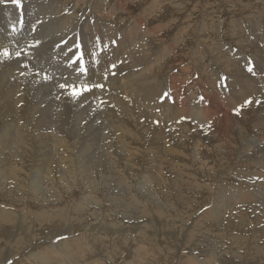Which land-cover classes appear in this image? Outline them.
I'll list each match as a JSON object with an SVG mask.
<instances>
[{
    "label": "bare ground",
    "instance_id": "1",
    "mask_svg": "<svg viewBox=\"0 0 264 264\" xmlns=\"http://www.w3.org/2000/svg\"><path fill=\"white\" fill-rule=\"evenodd\" d=\"M103 1L104 0H74V7L71 8V10L67 13L64 9L69 5L66 3H70L71 0H20V3L22 2L24 4V6L22 5L23 8L20 9L21 11H19L23 13L22 24L19 23L18 18H21V13L19 14L17 5L13 4L11 0H4L3 3H0V15L4 17L3 23L1 22V25L5 26L7 23V26H10L13 30L11 32L15 31L14 34L11 33L13 34L12 36L14 37V39L18 35L17 39L26 37L27 39L29 38L28 40H34L33 43L29 41H27V43L24 42V46L23 44H19L22 45V48L24 47V51L21 50L23 51L22 53L19 50L14 49L13 47L9 48L10 46H4L1 48V46L8 44V42H5L8 38V35L7 37H5V35H3L4 33L0 31V121H3L4 123V126H2V128L0 129V193L2 197L4 198V200L11 199L12 202L17 201L16 196L13 195V191L22 188V185L18 184H21L22 179L25 180V175H18L16 168L12 167L8 175H5L4 179L6 168L7 166L11 167L12 160H17L18 163H21L23 165L25 156L28 152V147L30 145L36 146L37 144H41L42 141H44L45 144H49L45 148V150L48 153L51 162H55L56 164L58 163L60 165L62 170V180L57 181L56 178H54L55 174H53L52 178H47V180L49 179L48 182L43 185L40 194L36 196L41 199L44 197L46 191L53 188L59 192L58 185L53 184V181L57 182L59 185H61V188L65 190L68 188L70 190V188L73 186H75L76 188V184L78 183L72 175L68 173L66 178H64V173L66 170H64L62 163L66 160L63 159L62 155L59 156L57 153L62 147H70V143L68 145L65 144L67 143L65 137L69 138L68 132L72 134V139H75L76 137L84 135L86 133L84 137L86 138L87 143L82 147V151L80 153V157H82L81 161L84 160L85 162H88L87 170L82 171L83 175H85L84 177H82V180H80L82 181L84 193L89 194L90 192L96 190V186H99L97 192L101 194L103 193V190L101 191L102 187H105L106 185V187L109 186V188H112L111 182L113 181V179L116 182L118 180L117 183L124 186V188L126 189L127 193L125 194V197L128 198V200H126L129 202L128 205L123 207L122 209L119 207V204L116 203V201H114L115 203L112 201L111 204L116 207L115 209H117V212L119 211L121 213V211H125V213H127L124 214L122 212L121 214L124 215L123 217L128 216V213L136 212L137 209L140 210V201L146 202L147 200H151L154 202V200H157L159 202L161 200V202L165 201V203H169L170 201L171 205L173 203L171 208H175L174 206H177L178 210L181 209L182 211V208H185L186 210L184 209V211L187 212L188 209L191 211L197 209L195 211H198L207 205L208 209H206L205 212L200 213L199 216H196V213L198 212L194 211L196 219H192V223L190 222V225L188 226H186L183 218H180L181 211H178L179 216H177V219L179 220H177V222H179L180 225L178 223L177 224L179 225L183 233L187 230V234L185 235V237H181L182 232L180 233L181 239L179 238V235H176V228L174 224L172 226L170 225L169 227L172 231L170 233V236H168L167 234V236H164L157 231L147 234L140 230V227L142 228L144 224L140 225L138 223L139 225L136 224V227L133 225V228L136 230L137 234L143 238H141L142 241L146 242L148 245L145 246V244L143 243V246L142 243L140 245L136 243L137 247H143V249H145L143 250L141 248L142 252L140 253H142V255L145 254L146 256L151 258L152 261H156L158 259L156 257L159 254H155L156 250H158L156 249L157 241L155 242V240L164 239L165 237L166 239H168L166 244L174 247V250L177 251V257L179 259L184 258L183 261L178 262L177 264H216V261L217 264H227L224 263L225 258H223V262H221V255L226 253H231L233 259H239V256L234 251H232V246L238 247L239 244H243L242 240L245 238V235L242 233L234 234V232L237 231L236 229L246 231L245 228L250 225H254L253 231H264V211H262L258 215H251L250 222H246L244 216V212L246 211L245 202L249 199L248 194L256 196L255 190L259 189V186H264V150H262V148H260L258 144L259 141L264 139V80H261L258 76H251L249 73H247L245 69H249L243 59L244 54H247L248 56L250 52L255 58L254 61H256V69H258V72L264 73V64L262 60L263 57H261L262 53L264 52V47L260 45V43L264 45V26L260 23L262 20L264 21V8L261 9V11L257 12L255 15L251 16L248 21L245 20L247 18L245 16H239L240 18L238 19L235 18V12L231 14L233 16L228 22V31H225L224 29L223 33L227 35V38L229 40H234L238 43V45L227 47L228 49L223 51V53L219 50L220 45H218L219 41L221 40H219L220 28L217 26V22H212L214 20L213 17L210 18V21L212 23H209L211 24V28L206 26L205 20V22L201 21V23L196 26H193V24H187L185 25L187 26L186 28L183 25L182 31L184 33L181 32V34L183 33L184 35L186 31H189L187 29H190L189 39H193L194 37L196 40V48L192 53H190L186 51L188 45H185V41H182L183 39H180L177 33L174 35L170 42H165L164 40H162L164 39V34H168V32L171 30L170 28L175 26V23H171L169 29L166 28L165 25V29H167L165 31L166 33H164L163 28L155 29L152 27L151 29V24H149V7H145L143 9L141 8L142 11L139 15L137 14V16L134 17L130 16L129 18H122L123 16L120 15V11L128 14V7L126 5H121L119 8L112 6L114 8V11L112 10V12H114L113 19L111 18L113 16L111 15L110 17V13L108 14V12L106 17L103 16L105 18H99L101 16L97 18L95 16L96 21H91L90 17L88 16H84L82 18L78 17V15L81 16L84 13H80L83 10L81 8L82 4L92 5L96 3V8L98 10L104 9L105 11L106 7L103 6ZM156 1L157 0H154L152 3L154 4ZM262 2L264 3V0ZM97 3L101 4L97 5ZM133 3L130 4L133 5ZM182 5L178 6L174 11H176L177 13L184 11L185 6L182 7ZM246 8L248 9L249 7ZM246 8L244 7V9ZM197 9L198 8L196 7V10ZM109 10L111 9L109 8L107 11ZM172 10L173 9H170V11H168L172 14ZM204 10L202 12H204ZM104 11L103 13L106 14ZM128 15H130V13ZM40 19H43V21L37 23V21ZM254 20L257 21V26L254 25ZM111 22H113L115 28L111 27ZM219 25H221L220 22ZM190 26H192V28ZM258 26L262 30L261 34L257 33L258 31H260ZM0 30H2L1 26ZM246 30L248 31V35H246ZM252 30L255 32V34L252 32ZM209 32H211L212 35H210ZM23 33H27L30 36H23ZM208 33L209 35H206ZM213 34H218V37H214ZM76 38H78L77 41H79L82 45L81 51L84 52V59L86 61V67L88 68V74L84 79H86L87 77L90 84H96L99 81V73H97L98 75L95 76V74L93 73L95 71V68H93V66H100V70L109 67L111 64L115 65V67H112L111 71L106 73L109 74L107 78L108 81H105L107 83H104L105 85L103 86V88H93L90 92H86L81 97H77L74 99L69 94L68 89L60 88V84H65L61 83L60 81V78L62 76L59 77V80L49 77L48 74L46 75L40 67L36 66V61L39 62V64L43 61L44 63L49 65V68H52V70L54 69L57 75L59 73L60 75L67 74V76H70L71 78L82 77L83 74L77 73L75 71V67H78L79 65L76 64L75 66H72L69 64V59L71 60L72 56L76 52V49L73 47ZM11 41H13V38ZM182 44L183 46L181 50V56H179L178 54V56L176 57L177 52H179L178 48ZM203 46L205 47L206 53L199 55L200 49ZM234 47H236L235 49L237 50H235ZM5 49L8 52L7 56L4 55ZM69 49H71L72 51L69 52ZM170 51L172 53L171 57L168 55ZM17 52L20 53L19 56L16 55ZM93 53H95V56L92 55ZM188 53H190V55ZM29 55L33 57H30V61L24 58V56L27 58L29 57ZM238 56H240L239 60L245 65V68L240 64L239 60H235V58H237ZM185 57L189 58V62L195 63L196 67L199 70L198 80H202L203 84L200 83L201 81H199V84H197L202 85L203 88H205V85H207L205 98L208 100L209 104L204 99L203 100L206 101L205 103L203 101L202 103L197 102L195 100V93H191L188 96H184L186 93H183L184 95L178 97V102H176L175 100L178 95H173L174 98L171 99V102L170 98L172 96L168 95L167 92V90L169 89H167V87H164L163 84L165 83L164 72H166V69H171L173 65L181 63L183 58ZM96 58H99V60L96 61ZM200 62H203L207 66L217 64L222 69V71H225V75L228 74L230 78H228L226 75L227 78H224L223 82L221 81V79L219 81V78H222L223 73H204L202 71ZM41 64L43 65V63ZM195 64H193V66ZM248 65H250V63H248ZM44 66L46 67L45 64ZM184 68H190L188 65V61L187 64L184 65ZM191 69H193V67H191ZM214 69L216 70L217 68ZM208 70L211 69L208 68ZM210 72L213 71H209V73ZM174 76L172 74L171 78H174ZM193 76L194 75H192V77ZM196 77L197 76H195V78ZM167 81H169V79ZM192 81L194 80L192 79ZM192 81L190 83H192ZM216 81L219 84V93L218 90L216 92L217 87H214ZM179 82L178 84H180ZM106 84H108V86H106ZM69 85H72V83ZM192 85L190 84V86ZM171 87H173V85ZM195 87H197V85ZM198 87L201 90V87ZM176 90L177 89H175V91ZM185 90L187 92L188 89L185 88ZM217 93L220 94V97ZM257 93L259 96L254 97L252 101L247 106L240 109V113L237 114V110L234 109L236 108L235 105L238 102L242 101L246 96ZM121 94H124L126 96V99L129 101L125 100V98L123 99ZM196 94L199 93L196 92ZM201 95L202 94L200 93V96ZM169 96L171 97L169 98ZM90 100H92V102H90ZM183 116L191 117L193 126L190 125V123H188L187 121L183 120ZM140 119H143V121H140ZM84 121L85 124L83 125L82 122ZM179 121L181 122L178 123ZM198 121L201 125L210 122L209 127L204 129V132L202 130H199ZM10 122L15 123L10 124ZM191 128H193L192 132L190 131ZM47 129L49 130L46 131ZM248 130L252 131V134L248 135ZM179 134H181V138L176 137ZM213 139H215L214 141H216L215 145H212L213 141H207ZM93 140H96L95 143L97 142V144H101L100 153L91 150L86 154L85 150L88 148L87 144ZM217 141L219 144H217ZM167 142H172L170 147L166 146ZM202 143L210 145V147L207 145L200 148V153L202 155L210 157L209 161L206 160V164H199L198 156L194 155L195 152L193 153V151H191L192 148H194L196 145ZM147 145L149 146L150 150H143L142 147H147ZM183 151L188 152L189 157L193 163V167L195 169H198V171L202 174L201 178L208 183L207 185L201 186L202 184H199V182L197 183L188 180L189 174L184 172L185 167L183 166L181 159L180 162L176 159L179 158L176 155L179 154L181 156ZM156 152L158 153L159 157L163 158L164 160H169L166 166L168 172H164L163 179H154V185L156 186V188H154L153 190H149V188L143 189L147 186V182H144L147 180H144V174L141 173L143 171V169L142 171L140 170L141 162L146 161L147 153L149 156L148 159H150L152 157V153ZM42 154V152L36 153V162L41 160L40 156ZM121 154L122 156H120ZM261 155L262 158L257 159ZM78 158V156H74L73 154H71L69 157V161L67 162L68 164L66 169L76 170V172L79 173L85 165H83L82 162H79ZM245 161L248 162V169L252 170L254 173H246L244 167L247 166V162ZM252 161H254L253 164H251ZM36 162L34 167H37ZM236 163L239 166L236 165ZM194 174L196 175L195 172ZM123 176L125 177L120 178ZM236 177H238V179H236ZM251 177H254L256 181V184H250L252 188L247 186V184H243L241 182L242 180L252 181ZM40 178L42 180L43 175ZM136 180H138L139 183H144L143 187L142 184L138 186L137 189H139V193L135 191L136 184L134 183ZM150 180L151 178L149 179L148 184ZM233 181H235L234 185H230L228 187L227 183H232ZM15 185L18 186L15 187ZM189 187L191 188L190 191ZM233 187L237 188V191H240V194L231 191L230 189H232ZM106 190H108V188ZM185 192L187 194H185ZM35 193H38V189H36ZM119 193H121V191ZM91 194L89 196L90 199H95L97 195L95 194L96 196H94L93 194ZM135 196L137 197V199ZM207 197L208 200L206 202L205 200L207 199ZM148 204L153 205L152 203ZM153 207L156 208L155 206ZM79 208L81 210V207ZM146 208L147 206L144 209L146 210ZM7 209L8 208L5 207L4 209H2L0 204V236L5 235V233L7 234V236H9V230H7V228L4 229L5 224L6 226L12 225L10 231L13 232V229H15L14 232L10 235L11 238H8L9 240L7 239L8 241H6L5 239H2L0 241V264H2L8 258L9 253L13 248L12 245L21 244L22 238L20 234L22 232L23 235L28 238L30 245L35 246L31 244L34 242V238H36L35 231L34 234H32L31 231L33 225L35 227L37 224L41 223L40 225H43L42 223H47L50 224L48 228L50 230H53V225L51 226V223H54L52 217L55 216V214L47 213V210H44L45 213L38 212L34 220L31 217L33 221L29 222V226L25 229H21V227H24L23 224H18L16 226L17 220L21 218H19V214L15 213L14 215L12 212L7 211ZM75 210V212H77L79 209L75 208ZM93 211L95 212V208L93 209ZM147 212H150V210H148ZM110 213L112 212H109V214ZM78 214L80 213L78 212ZM115 214L117 215L116 212ZM86 218L88 217H84V220ZM97 218L95 217V220ZM131 218L128 219V221L131 220ZM57 219L58 218L56 217L55 220L57 221ZM64 219H66V217ZM152 219L153 218H150V220ZM156 219L158 220V218ZM21 220L23 219L21 218ZM221 225L227 227V229L216 230V227H221ZM91 226H89V228ZM115 227L116 226H114V228ZM103 229L105 230V228ZM106 229L108 231H111V233L114 232L110 228ZM91 231L92 229L90 230V232ZM119 231H121V229ZM80 233L88 238L90 234H92L93 237L94 232L89 234L88 229H82ZM122 234L124 233L122 232ZM28 235L31 236L28 237ZM108 235L111 234L108 233ZM213 235L214 238H212ZM255 235L263 234L260 233ZM198 236H202L203 238L209 237L213 240H217L218 238H220L222 239V243H219L218 247L216 248L213 245L214 242L209 241V244H212V246L209 245L211 249H209L208 247V250L205 253L203 252L202 254L203 249L200 248L195 240L200 239L198 238ZM101 237H104V235ZM169 237L175 238L171 239L170 241ZM224 237L226 240L231 239L232 244L227 245L228 250L223 249L222 247V245L227 244V242L223 239ZM105 238L106 237H104V239ZM106 240H108V238L105 239V241H102L106 243ZM114 241L116 242V240ZM84 242L89 245L91 244L90 242L87 243V241ZM122 242H119V244H122ZM215 243H217V241ZM49 244H51V241ZM119 244L116 247H119ZM91 246L93 247L92 244ZM26 247L28 248V246ZM149 247H154L155 252L149 253V251L146 250V248ZM152 249L153 248H151V251ZM193 250H198L197 252L200 253V255L197 256L192 254L191 252H193ZM256 250L258 251V254L254 255L252 253H249V256L252 257L255 264H263L264 246L258 245L256 246ZM70 251L66 247H61L60 250H57L55 245H47V248L46 246H44L41 250H35L34 252L29 253V255L25 258L26 260H28V263L29 261H31L32 264H39V262H41L42 264H64L65 259L66 263L67 260H69V262L71 261L70 256L72 255ZM146 251L149 253V255L146 254ZM167 252L166 255L168 254ZM118 253L116 251L117 255ZM180 253H183V255H181ZM163 255H165V253H163ZM108 256L110 255L108 254ZM93 257L96 258L95 256ZM90 258L91 257H89V259ZM111 260L112 259H110V261ZM160 260L165 261V258L163 257V259ZM171 261H174V259ZM250 261L252 260H250L249 257L245 256L244 264H250ZM91 262H93V260ZM121 262L124 263L123 260H121ZM141 262L142 261L139 260L136 264H140ZM144 262L141 264H144ZM171 263L172 262H170L169 264ZM132 264L135 263L132 262Z\"/></svg>",
    "mask_w": 264,
    "mask_h": 264
},
{
    "label": "rangeland",
    "instance_id": "2",
    "mask_svg": "<svg viewBox=\"0 0 264 264\" xmlns=\"http://www.w3.org/2000/svg\"><path fill=\"white\" fill-rule=\"evenodd\" d=\"M128 1V2H127ZM154 0H104L102 3H103V6H105L106 8H105V11H104V9H102V10H98L97 8H96V3L95 4H92V5H86V4H82V6H81V8L83 9L80 13H82V12H84L81 16L80 15H78V17H84V16H88V17H90V20L91 21H96V19H95V16L98 18L99 16H101V17H99V18H105L106 17V15H107V12H108V14L110 13V17H111V15L113 16V17H111L112 19L114 18V12H112V10L114 9L113 7H120L121 5H126L128 8H127V12H128V14L130 13V15H128L127 13H125V12H123V11H120V15L121 16H123L122 18H129L130 16L131 17H134V16H137V14L139 15L140 14V12L142 11V9L143 8H150V12H149V10H148V12L150 13L149 14V16H150V21H149V24H151L150 26H151V29H152V27L153 28H155V29H161V28H163L164 29V33H166L165 31L167 30V29H165V25H166V28H170V24L172 23V24H174L175 23V26H173L172 28H170L171 30L168 32V34L166 33V34H164V39H162V40H164L165 42L167 41H171L172 40V38L174 37V35L177 33L178 34V37L180 38V39H183L182 41H185L184 43H185V45H188V48L186 49V51H188V52H190V53H192L193 52V50H195V48H196V40H195V38L193 37V39H189L190 38V29H187V30H189V31H186L185 32V34L183 35V31H182V27H183V25L185 26V25H187V24H193V26H196V25H198V24H200L201 23V21H206V26H208L209 28H211V24H209V23H212V22H217L216 24H217V26L220 28V30H219V44L218 45H220V48H219V50L223 53V51H225V50H227L228 48L227 47H229V46H233V45H238V43L237 42H235L234 40H229L228 38H227V35L226 34H224L223 33V30L225 29V31H228V27H227V25H228V22L230 21V19L232 18V16L233 15H231V14H233V12H235L236 13V16H235V18H240L241 16H245V17H247L245 20L246 21H248V19L249 18H251V16H253V15H255L257 12H259V11H261V9H263L264 7V3L262 2L263 0H157L154 4L152 3ZM161 1V2H160ZM200 1V2H199ZM125 4H124V3ZM134 2V3H133ZM74 0H71V2L70 3H66V4H69L68 5V7L67 8H65L64 10L68 13L70 10H71V8H73L74 7ZM128 3V4H127ZM130 3H133V5L132 4H130ZM168 5H167V4ZM197 3V4H196ZM98 4H101V3H97V5ZM139 4V5H138ZM142 4V5H141ZM157 4V5H156ZM178 4V5H177ZM182 4H184V5H182ZM22 5L24 6V4L21 2L20 3V8L19 7H17V10H18V12L19 11H21L20 9H22L23 7H22ZM94 5V6H93ZM162 5H163V7H162ZM166 5V6H165ZM171 5V6H170ZM182 5V7H184L185 6V9H184V11H182V12H180V13H177L176 11H174V10H176L177 9V7L178 6H181ZM205 5H207V6H205ZM113 6V7H112ZM201 6V7H200ZM95 7V8H94ZM112 7V8H111ZM162 7V8H161ZM164 7H165V9H164ZM188 7V8H187ZM196 7L198 8L197 10H196ZM243 7V8H242ZM244 7L246 8V7H249L248 9L246 8V9H244ZM111 9V10H109V11H107L108 9ZM139 8V9H138ZM142 8V9H141ZM167 8V9H166ZM196 10H194V9ZM129 9V10H128ZM170 9H173L172 10V14L169 12L170 11ZM205 9V10H204ZM244 9V10H243ZM253 9V10H252ZM90 10V11H89ZM164 10V11H163ZM169 10V11H168ZM204 10V12H202ZM103 11L106 13V14H104L103 13ZM114 11V10H113ZM189 11H190V13H189ZM195 11V12H194ZM238 11V12H237ZM252 11V12H251ZM96 12V13H95ZM99 12V13H98ZM188 12V13H187ZM201 12V13H200ZM240 12V13H239ZM21 13V14H20ZM203 13V14H202ZM251 13V14H250ZM19 14L21 15V18H18L19 19V23L20 24H22L23 23V13L22 12H19ZM94 14V15H93ZM99 14H101V15H99ZM186 14V15H185ZM190 15V16H188V15ZM192 14V15H191ZM216 14V15H215ZM248 16H247V15ZM98 15V16H97ZM196 15V16H195ZM205 15V16H204ZM94 16V17H93ZM103 16H105V17H103ZM229 16V17H228ZM240 16V17H239ZM158 17V18H157ZM196 17V18H195ZM203 17V18H202ZM207 17V18H206ZM214 18V20L211 22L210 21V18ZM2 18V19H1ZM194 18H195V20H194ZM199 18V19H198ZM205 18V19H204ZM216 18V19H215ZM3 20H4V17L2 16V15H0V26H1V29L2 30H0V31H2L3 33V35H5V37H7V35H8V38H7V40L5 41L6 43L8 42V44H6V45H3V46H1V48L2 47H4V46H10L9 48H14V49H16V50H19L21 53L24 51L23 50V48H22V45H19V44H23V46H24V44L25 43H27V41H29V42H32L33 43V39H31V40H28L26 37L25 38H18L17 39V36H16V38L14 39V37L12 36L13 34H14V32H11V31H13L12 30V28L10 27V26H7V23H6V25L5 26H2L1 24L3 23ZM152 20V21H151ZM190 20V21H189ZM198 20V21H197ZM22 21V22H21ZM43 21V19H40V20H38L37 21V23H39V22H42ZM174 21H177V22H174ZM204 21V22H205ZM220 22V24L221 25H219V22ZM222 21V22H221ZM224 21V22H223ZM250 21V20H249ZM2 22V23H1ZM196 22V23H195ZM226 22V23H225ZM120 23H122V22H120ZM253 23H254V25L255 26H257L258 24H257V21L256 20H254L253 21ZM263 26H264V21L262 20L261 22H260ZM156 24H158V25H156ZM182 24V25H181ZM110 25H111V27L112 28H115V26H114V24H113V22H111L110 23ZM247 25V24H246ZM156 26H158V27H156ZM162 26H164V27H162ZM223 26H225V27H223ZM2 27H5V28H2ZM181 27V28H180ZM186 28H187V26H185ZM191 28H192V26H190ZM227 27V28H226ZM179 28H180V30H179ZM258 28L260 29V31H258L257 33H259V34H261V32H262V30H261V28L258 26ZM180 31V32H179ZM192 31V30H191ZM8 32H10V33H8ZM179 32V33H178ZM181 32H183L182 34H181ZM246 32H247V34L246 35H248V31L246 30ZM252 32L255 34V32L252 30ZM6 33V34H5ZM11 33H13V34H11ZM210 33V35H212V33L211 32H209ZM209 33L208 34H206V35H209ZM181 36H180V35ZM222 34V35H221ZM30 36L29 34H27V33H23V36ZM223 35H226V36H223ZM11 36V37H10ZM213 36L214 37H218V34H213ZM223 37V38H222ZM12 38H13V41H11L12 40ZM10 39V40H9ZM77 39L78 38H76V41H75V43L77 42ZM16 40H17V42H16ZM21 41V42H19V41ZM26 40V41H25ZM14 44H12V43ZM25 42V43H24ZM163 42V41H162ZM232 42H234V43H232ZM17 43V44H16ZM183 43V44H184ZM236 43V44H235ZM11 44V45H10ZM183 44L182 45H180L179 46V48H178V51L179 52H177V54H176V57L178 56V54H179V56H181V50H182V46H183ZM232 44V45H231ZM184 45V46H185ZM260 45L262 46V47H264V45L263 44H261L260 43ZM15 46V47H14ZM20 48H19V47ZM261 46H259V47H261ZM180 47H181V49H180ZM191 47V48H190ZM0 48V49H1ZM22 48V49H21ZM236 47H234V49H235ZM110 49V48H109ZM21 50H23V51H21ZM233 50V49H232ZM235 50H237V49H235ZM234 50V51H235ZM77 51V50H76ZM233 52V51H232ZM26 53V52H25ZM190 53H188L189 55H190ZM204 53H206V51H205V47L203 46L201 49H200V53H199V55L200 54H204ZM27 54V53H26ZM168 55L171 57V55H172V53H171V51L168 53ZM30 57L31 58H33L31 55H29V57H25L24 56V58L26 59V60H29L30 61ZM71 57V56H70ZM200 57V56H199ZM239 57V58H238ZM237 58H235V60H239L240 59V56H238ZM247 57V58H246ZM261 57H263V64H264V52L262 53V55H261ZM252 58V59H251ZM231 59V58H230ZM234 59V58H233ZM243 59H244V61H245V64L247 65V67H248V69H251V71H249V70H247V69H245V71L247 72V73H249L251 76H258L261 80H264V73H260V72H258V69H256V64H255V62L256 61H254L255 60V58L253 57V55L249 52V55L247 56V54H244V56H243ZM248 59V60H247ZM97 60H99V58H96V61ZM36 61V60H35ZM70 59H69V64H70ZM187 61H188V65H189V67L190 68H184V65H186L187 64ZM240 61V60H239ZM246 62H248V63H250V65H248V63H246ZM41 63H43V65L41 64ZM40 64H39V62H37L36 61V66L37 67H40L44 72H45V74L47 75L48 74V76L49 77H52L53 79H56V80H59V77H61L60 78V81H61V83H65V84H71L72 83V85L73 86H76V85H82V84H84V83H87L88 82V84H90L89 83V81H88V78L86 77V79H84L85 78V76L86 75H84L83 74V76L82 77H75V78H71L70 76H67V74H64V75H60L59 73H58V75H57V73H56V71L53 69L52 70V68H49L48 66L49 65H47L46 63H44L43 61L41 62ZM191 62H189V58L188 57H185V58H183V60H182V62L181 63H179V64H176V65H173L172 66V68L171 69H166V72H164V81H165V83H163L164 84V87H167V89H169V90H167V92H168V95H171V96H169V98H170V100L172 99V98H174L173 97V95H178L177 97H176V102H178V97H180V96H182V95H184L183 93H186L184 96H188L189 94H191V93H195L194 95H195V100L197 101V102H201L202 103V101L205 103L206 101H207V103L209 104V102H208V100L205 98L206 96H205V92H206V87H207V85H205V88H203V86L202 85H198L199 83V81H201L200 83H202L203 81L202 80H198V73H199V70H198V68L196 67V64L195 63H191ZM44 64L46 65V67L44 66ZM193 64H195L194 66H193ZM200 64H201V67H202V71L204 72V73H208V74H222V78H219V81H220V79H221V81L223 82V79L225 78H230L229 76H228V74H226L227 75V77H226V75H225V71H222V69L216 64H213V65H206V64H204L203 62H200ZM240 64L241 65H243V67L245 68V65L240 61ZM39 65V66H38ZM110 65V64H109ZM204 65V66H203ZM44 68H43V67ZM249 66H251V67H249ZM97 67V68H96ZM99 67V68H98ZM191 67H193V69H191ZM195 67V68H194ZM206 67V68H205ZM217 68L216 70L214 69V68ZM246 67V68H247ZM93 68H95L94 70V74H95V76H97L98 74L97 73H99V75H98V78H99V81L97 82L98 84H103V86L105 85L104 83H107V82H105V81H108L107 80V78H108V75L109 74H106L107 72H110L111 71V68H112V64L109 66V67H107V68H103V69H101L102 70V73H101V70H100V66H93ZM208 68L209 69H211V70H208ZM213 68V69H212ZM185 71H184V70ZM187 69H188V71H187ZM196 69V70H195ZM206 69V70H205ZM41 70V71H42ZM99 70V71H98ZM52 71H54L55 72V74H54V72H52ZM105 73H104V72ZM197 73H196V72ZM207 71V72H206ZM209 71H213V72H210L209 73ZM215 71H217V72H215ZM172 73L173 74V76H174V78H171V76H172V74H170V73ZM215 72V73H214ZM101 73V74H100ZM104 73V74H103ZM255 73V74H254ZM257 73V74H256ZM103 74V75H102ZM107 76H106V75ZM55 75H56V78H55ZM66 75V76H65ZM191 75V76H190ZM192 75H194L193 77H192ZM57 76H58V78H57ZM66 78H65V77ZM105 76V77H104ZM111 76V75H110ZM195 76H197L196 78H195ZM225 76V77H224ZM170 77V78H169ZM190 77V78H189ZM64 80H63V79ZM194 80V81H192V79ZM68 79V80H67ZM84 79V80H83ZM104 79V80H103ZM169 79V81H167ZM186 79H187V81H186ZM189 79V80H188ZM195 79H196V81H195ZM66 80V81H65ZM83 80V81H82ZM86 80H87V82H86ZM184 80V81H183ZM70 81V82H69ZM102 81V82H101ZM179 81H181V82H179ZM189 81V82H188ZM192 81V83H190ZM76 82V83H75ZM170 82V83H169ZM178 82L180 83V84H178ZM183 82V83H182ZM186 84H185V83ZM174 83V84H173ZM195 85H194V84ZM198 83V84H197ZM169 84V85H168ZM177 84H178V86H177ZM183 84V85H182ZM185 84V85H184ZM187 84H189V85H187ZM190 84L192 85V86H190ZM203 84V83H202ZM217 84V85H216ZM91 85V84H90ZM173 85V87H171ZM182 85V86H181ZM197 85V87H195ZM224 85V84H223ZM106 86H108V84H106ZM175 86H177V87H175ZM189 86V87H188ZM198 86H200L201 87V90H200V88L198 87ZM181 87H183V88H180ZM187 88L188 90H187V92H186V90H185V88ZM214 87H217V89H216V92H217V90H218V87H219V84L217 83V81H216V83H215V86ZM190 88V89H189ZM194 90H193V89ZM196 88H198V89H196ZM175 89H177L176 91H175ZM193 91H192V90ZM180 90V91H179ZM170 91V92H169ZM200 91V92H199ZM177 92V93H176ZM190 92V93H189ZM196 92L197 93H199V94H196ZM180 95H179V94ZM200 93L202 94L201 96H200ZM218 93H219V90H218ZM217 93V94H218ZM198 96V98H197V96ZM204 95V96H203ZM121 96H122V98L124 99L125 98V100H127L126 99V96L124 95V94H121ZM125 96V97H124ZM218 96L220 97V94H218ZM256 96H259L258 95V93L257 94H253V95H248V96H246L242 101H240V102H238L236 105H235V107L236 108H234L235 110H237L236 111V113L238 114V113H240V109H242V108H244L245 106H247L249 103H247V104H245V102L244 101H252V99L254 98V97H256ZM202 98V99H201ZM206 100V101H204V100ZM246 99V100H245ZM127 101H129V100H127ZM90 102H92V100H90ZM171 102H172V100H171ZM244 102V103H243ZM206 103V104H207ZM21 104V103H20ZM95 105H97V104H95ZM240 107V108H239ZM239 108V109H238ZM240 115V114H239ZM183 118V120H185V121H187L188 123H190V125H192V121H191V117H182ZM182 120V121H183ZM140 121H143V119H140ZM190 121V122H189ZM181 121H179L178 123H180ZM15 122H10V124H14ZM155 123H157V122H155ZM82 124L84 125L85 124V121L84 122H82ZM209 124H210V122H208V123H205V124H203V125H201L200 124V122L198 121V129L199 130H204V129H206V128H208L209 127ZM2 126H4V123H3V121H0V129L2 128ZM193 126V125H192ZM169 128V127H168ZM168 128H166V129H168ZM36 129V128H35ZM180 129V128H179ZM49 129H47L46 131H48ZM191 132L193 131V128H191V130H190ZM204 132V131H203ZM252 131H250V130H248V135L249 134H252L251 133ZM86 134V133H85ZM84 134V135H85ZM84 135H81V136H78V137H76L75 139H72L71 137H72V134H70V132H68V136H69V138H67V137H65V140H67V143H65L66 145H68L69 143H70V147H62L61 149H59L60 151L57 153L59 156H61L62 155V157H63V159H65L66 161H64L63 163H62V166H63V168H64V170H66L65 171V173H64V178H66V176L68 175V173L70 174V175H72L75 179H76V181H77V183L78 184H76V188H75V186H73V187H71L70 188V190H69V188L68 189H66V190H68V191H66L65 189H63V188H61V185H59L57 182H55V181H53L52 183L53 184H56V185H58V187H59V192L56 190V189H50V190H48V191H46L45 192V194H44V197L43 198H38V196H36V195H38V194H40V192H41V190H42V188H43V185L45 184V183H47L48 182V180H47V178H52L53 177V174H55L54 175V178H56V180L57 181H60V180H62V176H61V172H62V170H61V167H60V165L57 163H55V162H51V160H50V158H49V156H48V153L46 152V150H45V148L49 145V144H45L44 143V141H42V143L41 144H37L36 146H32V145H30L29 147H28V152H27V154H26V156H25V160H24V164L22 165L21 163H18V161L17 160H12V163H11V167H9V166H7V168H6V171H5V174H4V179H5V175H8V173H9V171H10V169L12 168V167H15L16 168V170H17V173H18V175L19 174H24L25 175V180H21V184H18V185H22V188L21 189H19V190H16V191H13L14 192V194L13 195H15L16 196V202H12L11 201V199L10 200H4V198L2 197V195H1V193H0V198H1V200H0V204H1V208L2 209H4V207L5 208H8L7 209V211H10V212H12L14 215H15V213H18L19 214V218L21 217L23 220H21V218L20 219H18L17 220V222H16V226L19 224V225H21V224H23V226L24 227H21V229L22 228H27L28 226H29V222H31V221H33L34 220V218L37 216V214H38V212H42V213H45V211L47 210V213H52V214H55V216L54 217H52V219H53V224L51 223V226L53 227L52 229L53 230H50L48 227H49V225L50 224H47V223H42L43 225H40V224H37L35 227H34V225H33V227L34 228H36V229H34L33 227H32V229H31V231H32V234H34V231H35V237L36 238H34V242L33 243H31L32 245H35V246H31L30 245V242H29V240H28V238L25 236V235H23V232L20 234V236H21V238L23 239H21V244L19 245V244H16V245H12V249H11V251H10V253H9V256H8V258L2 263V264H32V262L31 261H29V263H28V260H26V258L25 257H27L28 255H29V253H31V252H34L35 250H38V249H42V247H44V246H46V248H47V245L49 246V245H55V247H56V249L57 250H60L61 249V247H66L70 252H71V255L72 256H70L71 258V261L69 262V260H67V263H69V264H92L94 261V263L93 264H104L105 262V264H122L123 262H121V260H123L124 261V263L123 264H132V262H134L135 264L136 263H138V261L140 260V261H142L141 263H143L144 261V264H146V263H148V264H169L170 262H172L171 264H177L178 262H181V261H183V259L184 258H182V259H179L178 257H177V251H175L174 250V247H171L170 245H168V244H166L167 243V240L168 239H166L165 237H164V239H156L155 240V242L157 243V245L158 244H160V245H158V247H157V245H156V243H155V245H156V249H158V250H156V252L154 251V247H149L150 248V250H149V248H146V250L147 251H149V253H151V252H155V254L157 255V254H159V255H157V257L156 258H158L156 261L154 260V261H152V259L151 258H149L148 256H146L145 254H143L142 255V253H140V252H142V249H143V247H137V245H136V243H138L139 245L142 243V245H143V243L145 244V246H148L147 245V243L146 242H143L142 241V237L140 236V235H138L137 234V232H136V230L133 228V225L136 227V224H144L143 226H142V228L140 227V230L142 231V232H145V233H147V234H150V233H152V232H159V233H161V234H163L164 236H170V233L172 232L171 230H170V225L172 226L173 224H174V226H175V230H176V235H179V238L181 239V237L182 236H184L185 237V235L187 234V230H186V232L184 231V233L181 231V229H180V227H179V225H180V223L179 222H177V220H179V219H177V216H179L178 215V211H181V209L180 210H178V207L177 206H174L175 208H171L172 207V205H173V203H172V205H171V203H170V201H169V203H165V201H162L161 202V200L158 202L157 200H154V202L153 201H151V200H147L146 202L145 201H140V210L139 209H137V211L136 212H131V213H128V216H125V217H123L124 215L123 214H121L123 211H121V213L119 212H117V209H115L116 207H114L113 206V204H111L112 203V201L114 202V201H116V203H118L119 204V207L122 209L123 207H125V206H127L128 205V202L129 201H127L128 200V198L127 197H125V194L127 193V191H126V189L124 188V186H122V185H120V184H118L117 182H118V180H117V182L113 179V181L111 182V185H112V188H109V186H107L106 187V185H105V187H102L101 188V191L103 192V193H98L97 192V189L99 188V186H96V190H94V191H92V192H90L89 194L88 193H84V189H83V187H82V181H80V180H82V177H84V175H83V173H82V171L83 170H87V167H88V162H85L84 160L83 161H81L82 160V157H80V153H81V151H82V147L84 146V145H86V138L84 137ZM180 135L181 134H179L178 136H176V137H180ZM113 137H114V135H113ZM165 137H167V136H165ZM181 138V137H180ZM215 139H213V140H207V141H213V143H212V145H215L216 144V141H214ZM95 141L96 140H93V141H91V142H89L88 144H87V146H88V148L85 150V153L87 154V153H89L91 150H94V151H96V152H99L100 153V145L101 144H97V142L95 143ZM262 142H264V139H262L261 141H259V147L260 148H262V150H264V143H262ZM172 144V142H167L166 143V146L167 147H170V145ZM217 144H219L218 143V141H217ZM209 147H210V145L209 144H207ZM206 145V143H202V144H198V145H196L195 147L194 146H192V147H194V148H192V150L191 151H193V153H194V155H197L198 156V159H199V164H206V160H210V157H206V156H204V155H202L201 153H200V148H202V147H204V146H207ZM137 148H138V146H137ZM142 149L143 150H145V151H147V149L148 150H150L149 149V146L147 145V147H142ZM196 149V150H195ZM195 150V151H194ZM191 151H190V153H191ZM38 152H42L43 154L40 156V161H37L36 162V160H35V156H36V153H38ZM199 152V153H198ZM71 154H73L74 156H78L79 158H78V160H79V162H82L83 163V165H85L84 166V168L82 169V170H80V172L79 173H77L76 172V170H71V169H69V170H67L66 169V167H67V162L69 161V157H70V155ZM183 155V156H182ZM182 155L180 156L179 154L178 155H176V156H178L179 158H176L179 162H180V159H181V161H182V164H183V166L185 167V170H184V172L185 173H187V174H189V176H188V180L189 181H194V182H199V184H202L201 186H203V185H207L208 183L206 182V181H204L202 178H201V173L198 171V169H195L194 167H193V163H192V161H191V159H190V157H189V154H188V152H185V151H183L182 152ZM120 156H122V154L120 155ZM148 153H147V158H146V161H143V162H141V168H140V170L142 171V169H143V171L141 172L142 174H144V180H147V181H144L146 184H147V188L145 187V188H143V189H148L149 188V190H153L154 188H156V186L154 185V179L155 178H160V179H163V177H164V172L165 173H167L168 172V169H166V166H167V164H168V161L169 160H164L163 158H161V157H159L158 156V153L156 152V153H152V157L150 158V159H148ZM159 158V159H158ZM260 158H262V155L261 156H259L257 159H260ZM48 159V160H47ZM256 159V160H257ZM201 160V161H200ZM35 162H36V165H37V167H34V165H35ZM245 162H247V161H245ZM253 162L254 161H252L251 162V164H253ZM50 165H53V166H50ZM236 165H238L237 163H236ZM50 166V167H49ZM239 166V165H238ZM169 167H171V166H169ZM165 170V171H164ZM244 170L246 171V173L247 174H251V173H254L252 170H250V169H248V162H247V166L246 167H244ZM196 173V175L194 174V172ZM194 175H193V174ZM200 174V175H199ZM217 174V173H216ZM43 175V178H44V180H43V178H42V180H41V176ZM193 176H194V178H193ZM114 177V176H113ZM125 176H123V177H120V178H124ZM151 178V180H150V182H149V184H148V181H149V179ZM252 178V181H248V180H240L243 184H247V186H249V187H251L250 186V184H256L255 182V179H254V177H251ZM236 179H238V177H236ZM47 180V181H46ZM53 180V179H52ZM46 181V182H45ZM140 181V180H139ZM164 181V180H163ZM116 182V183H115ZM201 182V183H200ZM234 182L235 181H233L232 183H227V186L229 187L230 185H234ZM245 182V183H244ZM248 182V183H247ZM120 183V182H119ZM115 184V185H114ZM134 184H136V186H135V191L137 192V193H139V189H137L138 188V186H140L141 184H142V182L141 183H139L138 182V180H136L135 181V183ZM249 184V185H248ZM18 185H15V187H17ZM143 185H144V183L142 184V187H143ZM150 186V187H149ZM14 187V188H15ZM118 187V188H117ZM75 188V189H74ZM108 188V190H106V189ZM203 188V187H202ZM252 188V187H251ZM36 189H38V193H35V191H36ZM118 189V190H117ZM125 189V190H124ZM190 187H189V191H190ZM231 191H234L235 193H238V194H240L239 192L240 191H237V188H232V189H230ZM72 191V192H71ZM106 191V192H105ZM113 192V193H111V192ZM121 191V193L123 194H121V193H119ZM94 192H96V193H94ZM93 194L94 196H96L95 197V199H90V194ZM108 193H110V194H108ZM91 194V195H92ZM96 194V195H95ZM103 194V195H102ZM118 194H120V195H118ZM185 194H187L186 192H185ZM255 194H256V196H254V195H252V194H248V196H249V199L245 202V209H246V211L244 212V216H245V219H246V222H250V220H251V218H250V216L251 215H258V214H260L262 211H264V186L262 185V186H259V189H257V190H255ZM111 195V196H110ZM113 195V196H112ZM110 198H109V197ZM120 198H119V197ZM209 196V195H208ZM111 197H113V198H111ZM136 197V196H135ZM88 198V199H87ZM121 198H122V200H121ZM87 201H86V200ZM115 199V200H114ZM118 201H117V200ZM127 199V200H126ZM136 199H137V197H136ZM45 200V201H44ZM93 200H95V201H93ZM207 200H208V197H207V199L205 200L206 202H207ZM124 201H126V202H123ZM86 202V203H85ZM93 202H95V203H93ZM98 202H100V203H98ZM102 202H104V203H102ZM182 202V201H181ZM184 202V201H183ZM101 203H102V205H101ZM115 203V202H114ZM127 203V204H126ZM146 203V204H145ZM148 203H152L153 205H149ZM158 203V204H157ZM160 203H161V205H160ZM165 203V204H164ZM93 204H96V205H93ZM99 204V205H98ZM111 206H110V205ZM120 204H122V205H120ZM142 204V205H141ZM155 204H157V205H159V206H157V205H155ZM166 204H168V205H166ZM171 206H170V205ZM5 205V206H4ZM91 205H92V207H91ZM104 205H105V207H104ZM144 205V206H143ZM147 206V208H146V210L144 209L146 206ZM100 206H101V208H100ZM108 206V207H107ZM141 206H142V208H141ZM153 206H155L156 208H154ZM162 206V207H161ZM77 208V209H79L77 212H75L76 210H75V208ZM79 207H81V210H80V208ZM88 207H89V209H88ZM91 207V208H90ZM97 207V208H96ZM99 207V208H98ZM153 207V208H152ZM166 207V208H165ZM47 208V209H46ZM95 208V212L93 211V209ZM105 208H107V209H105ZM151 208V209H150ZM86 209V210H85ZM102 209H104V210H102ZM111 209V210H110ZM143 209V210H142ZM155 209V210H154ZM184 209L185 208H182V211H181V216H180V218H183V220L185 221V224H186V226H188V225H190V222L192 223V221L193 220H195L196 219V216L198 215L199 216V214L200 213H202V212H205L206 211V209H208L207 208V205L206 206H204L203 208H201L200 210H198V211H195V210H197V209H195V210H193V211H191V210H189L188 209V212L187 211H184ZM45 210V211H44ZM70 210V211H69ZM88 210V211H87ZM114 210H116V211H114ZM148 210H150V212H147ZM186 210V209H185ZM14 211V212H13ZM69 213H67V212ZM85 211V212H84ZM141 211V212H140ZM145 211V212H144ZM198 212V213H196V216L194 215L195 214V212ZM65 212V213H64ZM78 212L80 213V214H78ZM87 212H89V213H87ZM91 212V213H90ZM109 212H112V213H110L109 214ZM115 212L117 213V215L115 214ZM140 212V213H139ZM187 212V213H186ZM75 213H77V214H75ZM82 213V214H81ZM84 213V214H83ZM86 213V214H85ZM92 213H94V214H92ZM96 213V214H95ZM124 214H127V213H125V211L123 212ZM136 213V214H135ZM139 213V214H138ZM175 213V214H174ZM62 214H63V216H62ZM65 214V215H64ZM107 214H109V215H107ZM130 214V215H129ZM138 214V215H137ZM142 214V215H141ZM240 214V213H239ZM238 214V215H239ZM67 215V216H66ZM96 215V216H95ZM122 217H121V216ZM142 217H141V216ZM188 215H189V217H188ZM61 218H60V217ZM114 216V217H113ZM129 216H131V217H129ZM134 216H136V217H134ZM150 216V217H149ZM31 217H32V219H31ZM58 218L57 219V221L55 220V218ZM66 217V219H64ZM73 217V218H72ZM84 217H88V218H86L85 220H84ZM95 217L97 218L96 220H95ZM107 217V218H106ZM111 217H113V218H111ZM134 217V218H133ZM137 217H139V218H137ZM175 217V218H174ZM238 217V216H237ZM63 218V219H62ZM68 218V219H67ZM83 218V219H82ZM90 218H91V220H90ZM104 218H105V220H104ZM109 218V219H108ZM116 218V219H115ZM131 218V220H129L128 221V219H130ZM150 218H153L152 220H150ZM156 218H158V220L156 219ZM173 218V219H172ZM190 218V219H189ZM60 219V220H59ZM98 219H100V220H98ZM124 219V220H123ZM134 219V220H133ZM193 219V220H192ZM19 220H21V221H19ZM79 220V221H78ZM109 220V221H108ZM117 220V221H116ZM126 220V221H125ZM143 221V222H141V221ZM173 220H175V221H173ZM82 221V222H81ZM86 221V222H85ZM98 221H99V223H98ZM105 221V222H104ZM107 221V222H106ZM127 221H128V223H130V224H128L127 223ZM132 221H135V222H132ZM138 221V222H137ZM151 221H153V222H151ZM159 221V222H158ZM172 221H173V223H172ZM108 222H110V223H108ZM137 222V223H136ZM141 222V223H140ZM99 225H98V224ZM157 223H158V226H157ZM164 225H162V224ZM179 225H178V224ZM264 223V222H263ZM94 224V225H93ZM102 224V225H101ZM104 224V225H103ZM110 224V225H109ZM138 224V225H139ZM146 224H148V225H146ZM149 224H151V225H149ZM154 224V225H153ZM161 224V225H160ZM91 226L90 228H89V226ZM98 225V226H97ZM137 225V226H138ZM11 226L12 225H9V226H6V224H5V226H4V229H6L7 228V230H9L8 232H9V236H7V234L5 233V235H3V236H0V241L2 240V239H5L6 241H8L10 238H11V233H13L14 232V229H13V232L12 231H10V228H11ZM98 228H100V226H101V228L100 229H98ZM114 226H116L117 228H118V231H117V228L115 227L114 228ZM130 226V227H129ZM132 226V227H131ZM162 226V227H161ZM95 227V228H94ZM105 228V230L103 229V228ZM161 227V228H160ZM166 227V228H165ZM178 227V228H177ZM88 229L89 230V234L90 233H92V232H94L93 233V237H92V234H90L89 235V237L88 238H90V236H91V238L90 239H88L87 237H85V236H83L80 232H81V230L83 229V230H85V229ZM106 228H110L111 230H113L112 232L113 233H111V231H108ZM112 228H114V229H112ZM121 229V231H119L120 229ZM133 228V229H132ZM158 228V229H157ZM165 228V229H164ZM168 228H169V230H170V232H169V230H168ZM253 228H254V225H250V226H248L247 228H245L246 229V231L245 230H239V229H236L237 231H235L234 232V234H237V233H242V234H244L245 235V238L242 240L243 241V244H239L238 245V247H233L232 246V251H234L238 256H239V259L238 258H232V255H231V253H226V254H222L221 255V257H222V259H221V262H223V258H225V260H226V262H225V260H224V263H227V264H229L230 262H232V263H230V264H244V258H245V256L246 257H249V259L250 260H252V261H250V264H255L254 262H253V259H252V257H250L249 256V253H252V254H254V255H256V254H258V251L256 250V246H258V245H263L264 246V231L263 230H257V231H253ZM23 229V230H24ZM92 229V231L90 232V230ZM100 230V231H97V230ZM116 229V230H115ZM154 231H153V230ZM180 231H179V230ZM219 229H227V227H225V226H223V225H221V227H216V230H219ZM37 230V231H36ZM39 230V231H38ZM123 230V231H122ZM131 230V231H130ZM130 231V232H129ZM133 231V232H132ZM116 232V233H115ZM121 232V233H120ZM122 232L124 233V234H122ZM132 232V233H131ZM182 232V233H181ZM52 233H53V235H52ZM55 233V234H54ZM105 233V234H104ZM108 233H110L111 235H108ZM116 234V236H115V234ZM182 235H181V234ZM260 233H262L263 235H255V234H260ZM50 234V235H49ZM122 234V235H121ZM126 234V235H125ZM132 234V235H131ZM167 234V235H166ZM83 237H81V236ZM98 235V236H97ZM100 235V236H99ZM104 235V237H106L105 239H107L108 238V240H106V243L104 242L105 241V239H104V237H101V236H103ZM117 235H118V237H117ZM121 235V236H120ZM180 235H181V237H180ZM6 236V237H5ZM19 236V235H18ZM31 236V235H30ZM29 235H28V237H30ZM126 237V239H125V237ZM55 237V238H54ZM98 237H100V238H98ZM111 237V238H110ZM113 237V238H112ZM115 237V238H114ZM124 237V238H123ZM189 237V236H188ZM9 238V239H8ZM87 238V239H86ZM139 238V239H138ZM142 238V239H141ZM173 238H175V237H169V240L171 241V239H173ZM198 238H200V239H195L196 240V242H197V244L200 246V248L201 249H203L202 250V254H203V252L205 253L207 250H208V247H209V249H211L210 248V246H212V244H209L210 242L209 241H213L214 243H213V245L217 248L218 247V245H219V243L221 244L222 242H221V240L222 239H220V238H218L217 240H213V239H211V238H209V237H202V236H198ZM212 238H214V235L212 236ZM8 239V240H7ZM37 239V240H36ZM43 239V240H42ZM86 239V240H85ZM99 239H100V241H99ZM104 240V241H102V240ZM116 240V242L114 241V240ZM122 239V240H121ZM141 239V240H140ZM204 239V240H203ZM224 239V241H226L227 242V244H224V245H222V247H223V249H227V245H231L232 243H231V239H225V237L223 238ZM45 240H47V241H45ZM62 240V241H61ZM93 240H95V241H93ZM114 242H113V241ZM120 240V241H119ZM127 241V243H126V241ZM165 240H166V242H165ZM198 240V241H197ZM6 241H4V242H6ZM23 241V242H22ZM36 241H38V242H36ZM50 241H51V244H49L50 243ZM65 241V242H64ZM84 241H87V243L88 242H90L92 245H93V247L91 246V244L89 245V244H86V242H84ZM97 241H98V243H97ZM123 241V242H122ZM124 241H125V243H124ZM141 241V242H140ZM159 241V242H158ZM217 241V243H215ZM49 242V243H48ZM57 242V243H56ZM93 242H95V243H93ZM103 242V243H102ZM119 242L121 243L122 242V244H126V245H122V244H119ZM29 244V245H28ZM86 244V245H85ZM97 244V245H96ZM110 244H112V245H110ZM114 244H116V245H114ZM118 244H119V247H116V246H118ZM133 244V245H132ZM25 245V246H24ZM57 245V246H56ZM64 245V246H63ZM128 245H129V247H128ZM134 245H135V247H134ZM166 245V246H165ZM195 245V244H194ZM210 245V246H209ZM14 246H15V248H14ZM21 246V247H20ZM26 246H28V248L26 247ZM121 246H123V247H121ZM126 246V247H125ZM132 246V247H131ZM144 246V245H143ZM72 247V248H71ZM108 247V248H107ZM166 247H167V250H166ZM23 248V249H22ZM27 250H26V249ZM87 248V249H86ZM95 248V249H94ZM105 248V249H104ZM122 248V249H121ZM140 248V249H139ZM142 248V249H141ZM151 248H153L152 249V251H151ZM191 248H193V247H191ZM94 249V250H93ZM124 249H127V250H124ZM165 249V250H164ZM169 249V250H168ZM171 249V250H170ZM236 249V250H235ZM6 250H7V248H6ZM90 250V251H89ZM119 250V251H118ZM121 250H122V252H121ZM123 250H124V253H123ZM134 250H136V251H134ZM143 250H145V249H143ZM189 250V249H188ZM228 250V249H227ZM80 251V252H79ZM116 251H117V253H118V255L116 254ZM126 251H127V253H126ZM146 251V254H148L149 255V253ZM167 251H170V252H167ZM198 250H193V252H191L192 254H194V255H197V256H199L200 255V253H198L197 252ZM12 252V253H11ZM82 252V253H81ZM91 252V253H90ZM103 252V253H102ZM106 252V253H105ZM109 252V253H108ZM110 252H111V254H110ZM121 252V253H120ZM134 252V253H133ZM137 252V253H136ZM166 252L168 253L167 255H166ZM87 253H88V255H87ZM123 253V254H122ZM163 253H165V255H163ZM198 253V254H197ZM108 254L110 255V256H108ZM121 254V255H120ZM170 254V255H169ZM181 255H183V253H180ZM242 254V255H241ZM69 255V254H68ZM87 255V256H86ZM92 255V256H91ZM125 255H127V256H125ZM135 255V256H134ZM138 257H137V256ZM151 255V254H150ZM176 255V256H175ZM187 255V254H186ZM243 255H245V256H243ZM91 257L90 259H89V257ZM93 256H95L96 258H94ZM97 256H98V258H97ZM105 256H106V258H105ZM115 257V259H114V257ZM123 256V257H122ZM160 256V257H159ZM166 256V257H165ZM170 256V257H169ZM243 256V257H242ZM20 257V258H19ZM88 257V258H87ZM100 257V258H99ZM104 257V258H103ZM118 257V258H117ZM121 257V258H120ZM148 257V258H147ZM163 257L165 258V261L164 260H160V259H163ZM201 257V256H200ZM65 258H66V256H65ZM95 260H94V259ZM125 258V259H124ZM131 260H130V259ZM155 258V259H156ZM178 258V259H177ZM10 259V260H9ZM20 259V260H19ZM24 259V260H23ZM104 259H106V260H104ZM110 259H112L111 261H110ZM114 259V260H113ZM169 259V260H168ZM174 259V261H171V260H173ZM237 259V260H236ZM240 259H241V261H240ZM93 260V262H91ZM129 260H130V262H129ZM135 260V261H134ZM7 261V262H6ZM19 261V262H18ZM22 261V262H21ZM27 261V262H26ZM81 261H82V263H81ZM99 261V262H98ZM129 263H128V262ZM164 261V262H163ZM240 261V262H239ZM31 262V263H30ZM90 262V263H89ZM102 262H104V263H102ZM153 262V263H152ZM156 262V263H155ZM235 262V263H234ZM52 263H53V261H52ZM66 263V259H65V262H64V264H67ZM140 263V264H141ZM39 264H42L41 262H39ZM216 264H217V261H216ZM219 264V263H218ZM264 264V263H263Z\"/></svg>",
    "mask_w": 264,
    "mask_h": 264
},
{
    "label": "snow or ice",
    "instance_id": "3",
    "mask_svg": "<svg viewBox=\"0 0 264 264\" xmlns=\"http://www.w3.org/2000/svg\"><path fill=\"white\" fill-rule=\"evenodd\" d=\"M4 0H0V3H3ZM11 2L15 5H17L18 7L20 6V0H11ZM38 43V42H37ZM73 47L77 50L75 52V54L72 56L71 61H70V65L75 66L76 64H78V67H75V71L77 73H81L84 75L88 74V68L86 67V61L84 59V52L81 51L82 49V45L79 41H77ZM106 47V46H105ZM72 50L69 49V52H71ZM4 55L7 56L8 52L5 49L4 50ZM17 56L20 55L19 52L16 53ZM93 56H95V53L92 54ZM112 67H115V65H112ZM249 71H251V69H249ZM61 89H68L69 90V94L75 99L77 97H81L84 93L86 92H90L93 88H103L102 84H88V83H84L82 85H69V84H60L59 85ZM250 103V101H245V104Z\"/></svg>",
    "mask_w": 264,
    "mask_h": 264
}]
</instances>
